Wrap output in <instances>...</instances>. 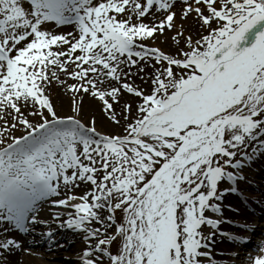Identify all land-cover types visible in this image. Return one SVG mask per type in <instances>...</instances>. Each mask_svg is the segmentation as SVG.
<instances>
[{"label":"snow or ice","instance_id":"obj_1","mask_svg":"<svg viewBox=\"0 0 264 264\" xmlns=\"http://www.w3.org/2000/svg\"><path fill=\"white\" fill-rule=\"evenodd\" d=\"M261 181L264 0H0V264H264Z\"/></svg>","mask_w":264,"mask_h":264},{"label":"bare ground","instance_id":"obj_2","mask_svg":"<svg viewBox=\"0 0 264 264\" xmlns=\"http://www.w3.org/2000/svg\"><path fill=\"white\" fill-rule=\"evenodd\" d=\"M257 179H259V176H257ZM231 196H229V197L230 198L235 197L234 195H231ZM229 197H227L226 199H228ZM234 200H235V198H234ZM225 215L235 217V212L228 213L227 211H225ZM259 225H261V224L259 223ZM222 227L225 229L229 228L226 225H223ZM230 248L231 247L227 241H225L223 244L219 245V247L217 248V258L221 260V264H226V262L229 260ZM50 264H66V258H64V256L60 255L59 253L54 252L50 257Z\"/></svg>","mask_w":264,"mask_h":264},{"label":"rangeland","instance_id":"obj_3","mask_svg":"<svg viewBox=\"0 0 264 264\" xmlns=\"http://www.w3.org/2000/svg\"><path fill=\"white\" fill-rule=\"evenodd\" d=\"M59 254L62 255V256L63 255H65V256H69L70 255L69 252H60Z\"/></svg>","mask_w":264,"mask_h":264}]
</instances>
